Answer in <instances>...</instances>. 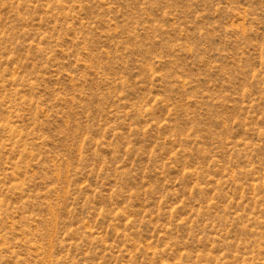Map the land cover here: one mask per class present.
<instances>
[{
  "label": "rangeland",
  "instance_id": "1",
  "mask_svg": "<svg viewBox=\"0 0 264 264\" xmlns=\"http://www.w3.org/2000/svg\"><path fill=\"white\" fill-rule=\"evenodd\" d=\"M0 264H264V0H0Z\"/></svg>",
  "mask_w": 264,
  "mask_h": 264
}]
</instances>
